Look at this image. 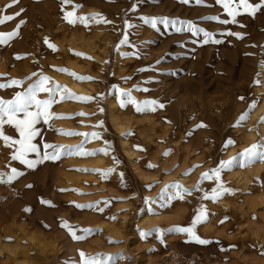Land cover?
<instances>
[{"label": "rangeland", "instance_id": "rangeland-1", "mask_svg": "<svg viewBox=\"0 0 264 264\" xmlns=\"http://www.w3.org/2000/svg\"><path fill=\"white\" fill-rule=\"evenodd\" d=\"M11 3L0 0V15H20L0 25V32L23 24L14 39L0 45V85H10L0 88V100L23 93L41 75L49 78L47 87L59 85L92 99L55 103L49 109L53 117L71 118L42 119L36 125L40 135L33 143L41 154L45 143L64 150L56 160L29 169L11 160L14 149L0 142V173L5 178L12 168L23 173L0 184V264H81L80 253L111 258L108 264H264V160L240 167L245 159L240 154L253 144L260 151L264 141V11L224 24L219 21L228 17L215 0H71L67 5L18 0L8 7ZM73 5H79L76 17L88 18L86 25L64 19ZM93 16L110 23H97ZM142 18L177 24L152 28ZM50 20H55L53 29H42ZM125 22L135 27L126 29ZM188 24L220 43L203 44L202 36L177 31ZM126 32L129 43L122 45ZM38 47L42 55L37 58L28 49ZM67 73L92 79L82 82ZM65 78L88 92L69 86ZM13 80L20 83L12 85ZM128 91L137 101L157 100L164 107L121 109L118 93ZM109 94L115 95L114 120ZM48 98L37 93L39 100ZM93 132L99 139L61 134ZM4 133L19 139L10 125ZM82 143L81 151L95 154L74 151ZM233 158L219 174L230 192L205 199L217 188L212 170ZM108 169L114 171L102 178ZM203 173L210 178L201 179ZM201 208L207 222L195 233L208 243L172 231L190 227ZM63 223L86 238L73 240Z\"/></svg>", "mask_w": 264, "mask_h": 264}, {"label": "snow or ice", "instance_id": "snow-or-ice-1", "mask_svg": "<svg viewBox=\"0 0 264 264\" xmlns=\"http://www.w3.org/2000/svg\"><path fill=\"white\" fill-rule=\"evenodd\" d=\"M184 3H188L189 0H183ZM197 4L202 3V0H195ZM16 3H18V0H12V3L8 5V7L14 6ZM60 3L62 5H67L71 3V0H60ZM215 3L217 5H220L224 12L227 15V19H224L222 21H219L224 24L232 23L236 24L238 23L237 17L242 14L249 15L251 17H255L257 12L264 11V0H253V2H250V0H215ZM79 5H73V11L72 12H65L64 19L69 24H75L77 20L81 23L87 24L88 18L86 17H76L75 16V9H77ZM20 13L17 12L13 15H0V25L5 24L8 21L14 20L17 16H19ZM91 19L96 20L97 23H110L107 20H104L102 17L99 16H93ZM215 20H219V18H213ZM142 22L146 25H150L152 28H155L157 24H165V25H171L173 28H175L177 21H169L167 19H160L157 20L155 18L147 19L142 18ZM23 21H21L15 30L12 32H0V45L8 43V41L14 39L18 34L19 28L22 26ZM126 29H130L135 27V25L128 24L125 22ZM188 30L192 33L193 36H202L203 39L200 41V43L208 44V43H220L219 40H216L213 38V34L204 31L202 29H199L191 24H188L184 28L177 29V31H184ZM226 35H235L237 39H243V37L240 34H234V33H225ZM128 33H125V38L120 41L122 45H127L129 43L127 39ZM47 43V41H45ZM50 47L55 50L54 45H49ZM21 57H17V59H20ZM261 69H264V61H261L260 64ZM58 71L61 72H67L65 69H58ZM68 75L73 76L74 79L78 81H87L91 80V77H80L76 76L74 73H67ZM150 82V81H149ZM19 81L13 80L11 81L12 85L19 84ZM254 83H258L257 81H254ZM49 84V78L46 76L41 75L36 83L33 85H30L23 93H17L15 97L11 100H0V142H2L4 147H9L14 149L13 154L11 155V160L13 161H19L21 164L25 165L29 169H33L36 164L41 163L44 160H56L59 158V156L64 151L60 146H55L51 144L45 143L43 145L45 151L43 154H41L40 149L38 148L37 144L33 143L35 138L40 135L38 129L36 128V125L41 122L43 119L44 123H47L49 119L56 118V119H70L71 117H62L57 116L53 117V114L49 111L51 106L55 103H59L64 101L65 99H76L82 102L90 101L91 97H76L74 94L68 92L67 89H62L59 85H54L53 87H47ZM10 85H0V88L2 87H8ZM135 91H143L147 92L148 89L144 88H136ZM38 92H46L49 96L48 99L45 100H39L37 99V93ZM59 94V100L56 99V95ZM118 95L121 97L119 100V105L121 109H124L129 104L132 105L137 112H146V111H155L157 108L162 109L164 107L163 104L159 103L157 100H144V101H137L133 98L131 95V91L128 92H119ZM243 99V98H241ZM254 107V105L250 106ZM103 111V109H101ZM78 115H84L83 113H79ZM247 113L241 115L239 117V122H242L245 120ZM22 117V118H21ZM262 122H264V118H262ZM10 125L12 128L15 129V131L19 135V139H12L8 135L4 133V126ZM101 125H97L99 127ZM197 127H204L203 124L198 125ZM63 135H83L85 136L86 140L89 136L99 139L98 133H61ZM232 141H229V144H231ZM258 145L253 144L251 147L245 149L243 153L240 155L244 157V160L240 161V167H244L246 163H251L256 158H259L261 160H264V148H261L260 151H258ZM47 149H52L51 152H48ZM83 149V143L74 151L80 152L81 155L89 156L94 155L95 153L90 152H83L81 151ZM29 154H35L37 159L32 160L28 159ZM103 154L107 155V150H103ZM168 153L166 152L165 155ZM235 158L233 160H229L226 162H222L220 165V168H217L215 170H212L211 176L215 177L217 180V188L213 189V195L211 197H208L205 195V199H212L213 201L217 200L220 195H222L224 192H230L229 189L224 188L222 184L219 183V174L221 169L227 168L231 166L234 162ZM151 167V165H149ZM86 171V170H85ZM114 169H108L107 172L101 173L102 178L110 175ZM21 175H23L22 172L17 171L16 168H12L5 178L2 173H0V184L4 183H12L14 180L19 178ZM209 173H203L201 179H209ZM181 186L176 185L177 189H180ZM177 198L180 197V193H177ZM169 199H172L170 197ZM43 203H47L44 201ZM77 208H91V205H76ZM207 222V213L206 210L201 208L197 214V216L193 219L192 224L190 227H180L172 229V231L179 232V233H186L190 240H195V242L199 244H206L208 241L203 240L199 238V236L196 235L195 229L198 224L206 223ZM224 221H221L223 223ZM62 227L69 228V234L71 235L73 240L80 241L84 240L86 238V235H75V231L72 230L67 223H63ZM90 229H83L82 232L87 234L90 232ZM158 235H160L159 230H155ZM142 235H147L142 233ZM81 257V264H108V260L111 258H106L105 260L101 261L98 257H85L83 253H80Z\"/></svg>", "mask_w": 264, "mask_h": 264}, {"label": "bare ground", "instance_id": "bare-ground-1", "mask_svg": "<svg viewBox=\"0 0 264 264\" xmlns=\"http://www.w3.org/2000/svg\"><path fill=\"white\" fill-rule=\"evenodd\" d=\"M54 21L55 20H50V21H48L47 23H46V25H43V28L42 29H44V28H48V29H53V27H54ZM29 50V53H31L32 55H34V56H36L37 58H38V56L39 57H41V55H42V53H41V49H40V47H38V48H36V50H34V48L33 49H28ZM120 56V55H119ZM118 59H119V57H118ZM120 61V60H119ZM121 62V61H120ZM116 66V65H115ZM118 66V65H117ZM263 74V73H262ZM64 75V74H63ZM67 76V75H66ZM69 77V76H68ZM67 77V78H68ZM67 83H68V85L69 86H71V87H73L74 89H81V90H83L84 92H88L87 90H86V87L83 85V86H79V85H77L76 83H78V82H76V83H73V82H75V81H73V79H64ZM83 82V81H82ZM87 84V83H86ZM115 90V89H114ZM116 92V91H115ZM110 96H109V98H108V102H109V105H110V107H111V109H112V111H110L111 112V118L114 120V118L116 117L115 116V113H114V111H115V95L114 94H109ZM262 101V100H261ZM259 104V103H258ZM264 107V106H263ZM111 119V120H112ZM117 125V124H116ZM260 125H262V124H260ZM249 129V128H248ZM262 131H263V129H262ZM253 131H251V133H252ZM124 135V134H123ZM126 135V134H125ZM124 139H125V137H124ZM121 140V142L120 143H124V140L123 139H120ZM127 142V141H126ZM263 142V143H262ZM260 144V147L261 148H264V141H262ZM125 144V143H124ZM125 150V149H124ZM126 152V151H125ZM133 154V153H132ZM131 154V155H132ZM101 158V157H100ZM133 161H135V160H133ZM6 175V174H5ZM4 186V185H3ZM221 202V201H220ZM224 204V203H223ZM227 206V205H226ZM221 207H223V206H221ZM224 210V209H223Z\"/></svg>", "mask_w": 264, "mask_h": 264}]
</instances>
